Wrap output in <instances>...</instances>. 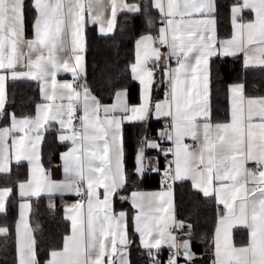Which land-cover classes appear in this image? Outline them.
I'll return each instance as SVG.
<instances>
[{
	"label": "snow or ice",
	"instance_id": "1",
	"mask_svg": "<svg viewBox=\"0 0 264 264\" xmlns=\"http://www.w3.org/2000/svg\"><path fill=\"white\" fill-rule=\"evenodd\" d=\"M152 6L163 17V26L158 36L146 35L136 44L137 61L132 72L143 86L141 103L130 105L127 93L121 90L115 93L116 103L102 105L85 84L79 85L81 91L72 83L61 84L56 79L61 71L71 72L74 81L82 75L86 12L87 18L92 23H100V31L105 32L102 17L93 15L94 0H34V38L30 40L25 39V0H0V118L6 116L8 79L37 81L44 99L52 102L38 106L35 118L17 119L11 115V127L0 129V173L10 170L7 138L12 133H23L13 137L15 160L17 163L28 161L33 175L27 183L19 184L20 196L73 193L82 198L68 208L66 219L71 221V235L65 237L62 251L51 253L48 264H130L126 254L129 240L125 213L116 216L111 208V198L127 182L121 129L125 121L144 123L149 119L153 112L151 87L155 67L163 64L161 71L169 91L163 103L154 105V113L157 119L170 120L160 136L174 145L164 150V154H173L174 161L170 163L175 164V169L174 175L171 169L165 173L167 191L131 195L133 207L138 209L135 231L140 234L142 246L153 257L152 264H158L152 249L158 250L162 243L170 248L178 246L169 231V222L174 221L169 212L172 185L168 180L192 179L193 186L205 197L215 195L227 210L221 214L216 228L215 264H264V97L247 98L243 84L232 85L229 89L231 121L215 125L211 123L209 103V61L213 56L243 54L245 68L264 70V0H242L234 5L236 32L222 42L215 35L212 15L216 10L215 0H167L166 4L165 0H153ZM117 7L140 11L137 5H117L112 0L108 32L114 27ZM244 9L254 12L255 20L238 24L237 18ZM161 48H166L167 53H162ZM65 51L70 55L62 56ZM169 59H175V68L167 66ZM149 62L154 63L152 68L148 67ZM78 104L83 111L78 117L80 130L73 126ZM254 117H259L258 123ZM49 120L57 121L61 129L66 125L71 129L70 135L60 136L61 141L70 140L73 145L63 157L64 171L71 178L59 184L42 177L37 152L42 138L40 129ZM186 138L195 142V146L186 144ZM145 146L160 147L154 141H146ZM144 159V147H141L136 156V171L141 174ZM249 162L255 167L247 168ZM99 188L104 190L103 200L97 191ZM11 191L10 188L0 190V212L5 211ZM85 200L86 216L82 211ZM29 207L27 203L20 205L19 264H39L33 229L25 213ZM152 211L169 214L167 217L150 215ZM236 226L249 230L246 246L233 245L231 232ZM6 233V228H0V235ZM180 247L185 258L191 259L189 243L185 241ZM177 254L169 258L168 264H176Z\"/></svg>",
	"mask_w": 264,
	"mask_h": 264
},
{
	"label": "trees",
	"instance_id": "2",
	"mask_svg": "<svg viewBox=\"0 0 264 264\" xmlns=\"http://www.w3.org/2000/svg\"><path fill=\"white\" fill-rule=\"evenodd\" d=\"M137 2L140 8L135 14L120 13L115 21L114 33L109 37H100L93 25H86L85 38V69L81 76L82 84L90 89L101 104L111 103L115 93L126 90L128 102L136 104L139 101L138 85L131 78V65L134 60L135 41L145 35L156 36L162 25L159 13L153 9L151 0H127ZM215 18L218 40L227 38L231 26L229 20L230 8L235 0H215ZM25 30L28 34L32 26L33 9L31 0H25ZM248 18V16H247ZM154 63L151 64V68ZM162 67H155V84L151 95V103L163 98L165 81ZM243 83L246 94L264 96V70H245L241 57H216L210 61V112L211 122L224 123L228 120L227 87L233 83ZM39 101V84L35 81L8 82L6 85V102L4 118L0 125L6 124L11 115L15 117H31L36 103ZM162 120H154L151 115L144 123H124L122 139L124 149V166L127 177L125 191L157 190L166 188L161 183L165 176L164 150L170 149L167 139H162L160 132L166 126ZM57 130L49 127L44 132L41 145V164L47 169L57 163L65 145H60L56 139ZM146 141H154L160 145L157 149L147 148ZM141 147H144L145 158L156 155L158 169L152 170L151 165L145 168L142 177L133 174L135 158ZM27 179V167L14 164L5 175H0V188H10L11 194L5 203V211L0 214V227L7 233L0 235V264H16L15 224L20 201L17 187ZM175 216L181 239L188 240L194 254L188 264H210L212 252V237L221 208L213 198L205 197L194 190L188 182H174ZM69 198H37L31 199L29 221L36 241L35 249L39 264H45L49 254L58 250L68 233V223L63 218V208ZM50 205H52L50 207ZM115 210L127 213V231L129 236L130 264H137L136 258L141 249L136 247V237L130 225L132 208L126 200L114 199ZM190 226V227H189ZM235 245L242 246L247 242L244 230H235L233 235Z\"/></svg>",
	"mask_w": 264,
	"mask_h": 264
},
{
	"label": "crops",
	"instance_id": "3",
	"mask_svg": "<svg viewBox=\"0 0 264 264\" xmlns=\"http://www.w3.org/2000/svg\"><path fill=\"white\" fill-rule=\"evenodd\" d=\"M139 1H142V0H139ZM167 0H165V4H166ZM34 3V0H31V5ZM116 3L117 5H121L122 3H126L128 5H137L138 6V3L137 2H128L127 0H116ZM238 3H242V0H235V4H233L230 8V13H229V20H230V26H231V30H230V34L227 38H224V39H220L218 40V37H217V23H216V18H215V12L212 14L214 19H215V35H216V39L218 41H224V40H228V39H231L234 35V33L236 32V29L234 28V25H233V16H232V7ZM151 4H153V0H151ZM153 7V6H152ZM33 9V7H32ZM153 9H155L161 19L163 20V17L161 16L160 12L158 9H156L155 7H153ZM33 18H32V26H31V30L30 32L27 34L26 33V30H25V39L26 40H30V39H33L34 38V29H33V23H34V18L36 16V13H35V10L33 9ZM120 13H127V14H135L136 12H131V11H127V10H122L121 7H117V13H116V18L117 16L120 14ZM93 15H100L102 17V21H103V26L105 28V32L102 33L100 31V27H101V24L100 23H92L87 17H88V14L87 12L85 13V26L86 25H93L97 31V34L100 36V37H109V36H112V34L114 33V28H115V24H114V27L112 29L111 32H108L107 31V27H108V21L111 20L112 18V0H99L98 3L95 2L94 0V8H93ZM248 16V18H247ZM194 17H195V14H194ZM255 20V13L252 12L250 9H244L239 17L237 18V23L238 24H247L249 22H252ZM116 21V20H115ZM85 26H84V30H85ZM163 24L160 26L162 27ZM160 27L158 28V33L156 36H158L159 34V29ZM84 30H83V38H84ZM146 35H150V34H145L141 37H139L136 41H135V44H134V60H133V63L131 65V78L132 80L137 83L138 85V90H139V101L138 103L136 104H129L130 105H139L141 103V98H142V91H143V86L140 84L139 80L137 79H134V74L132 72V67L136 64V61H137V48H136V44H137V41H139L142 37L146 36ZM152 36V35H151ZM156 36H153V37H156ZM252 47H255V45H253ZM84 49H85V38H84ZM24 51L27 52V48L26 46H24ZM161 52L162 53H167V49L166 48H161ZM62 56H68L70 55V53L68 51H65L64 53L61 54ZM82 57H83V60H82V68H83V72H82V75L84 73V69H85V55H84V51L81 53ZM237 56H240L241 57V62H242V66L245 70H256V69H259L261 70L259 67H249V68H245L244 67V62H243V54H239ZM216 57H223V58H227V57H233V56H223V55H218V56H213L210 61L213 59V58H216ZM210 61H209V70H210ZM151 64H153V62H149L148 64V67L151 68ZM162 68L165 66L163 64L160 65ZM167 66L169 67H172V68H175L177 65H176V61L175 59H169L167 61ZM19 70L23 71L24 69L20 68ZM81 75V76H82ZM80 76V78H81ZM72 73L71 72H59L57 74V81L61 84L63 83H72ZM163 79L165 81V88L163 89V98L162 99H159V100H156L154 103H152L153 105V112L151 114V117L154 119V120H162L164 122H166L168 125L170 123V120L169 118L167 117H160L159 119L156 118L155 116V113H154V105L156 103H163L166 99V96L168 94V91H169V88H168V84L166 82V78L163 76ZM155 80L156 78L154 79V82L152 84V87H151V95H152V91H153V85L155 84ZM22 81H33V80H28V79H21V80H16V81H13L11 79H8L6 80V85L8 82H22ZM37 82V81H35ZM38 83V82H37ZM39 84V83H38ZM73 84V83H72ZM235 84H243V83H233V84H230L228 87H227V96H228V110H229V114H228V120L224 123H229L231 121V101H230V92H229V89L232 85H235ZM6 85H5V88H6ZM41 85L39 84V101L36 103L35 105V109H34V114L33 116L31 117H28V116H24V117H16L17 119H22V118H35L36 115H37V109H38V106L40 105H43V104H46V103H52L51 101H46L43 97V94L41 92ZM48 91L51 92V87L48 88ZM58 91H63L61 89H58ZM121 91V90H119ZM122 91H125L127 93L126 90H122ZM118 92V91H117ZM244 95L247 97V98H259V97H264V96H260V95H253V94H246L245 93V88H244ZM82 99V98H81ZM127 101H128V94H127ZM57 103H59V101H57ZM64 103L66 104L67 101L65 100ZM116 103V100H115V95L111 101V103H108V104H102V105H112ZM209 103H210V96H209ZM83 114V111L81 112V115ZM101 115H103L101 113ZM116 115H122L121 113H116ZM76 116V114H75ZM11 117V116H10ZM8 119V122L6 124H3V125H0V129H3V128H6V127H11V119ZM254 122L258 123L259 122V117H254ZM65 120H67V117L65 116ZM124 123H136V122H127L125 121ZM123 123V124H124ZM213 125L217 124V123H213L211 122ZM122 124V125H123ZM49 127H54L56 130H57V134H56V139H57V142L60 144V145H65L66 148L65 150H63L59 156V160L57 163L53 164L51 167L45 169L43 168L42 164H41V157H40V153H41V145H42V142H43V138H44V132L48 130ZM75 128V127H74ZM76 130H80V128H75ZM121 132H122V129H121ZM40 133H41V140L39 141L38 143V146H37V152H38V156H39V164H40V167L43 169V172H42V177H46L48 180L54 182V183H63L65 182L67 179H70L71 177L67 176L65 171H64V159L63 157L65 156L66 153H68L70 151V149L73 147L72 145V142L70 140H65V141H61L60 139V136L62 134H67V135H70L71 134V129H69L67 127V125L65 126L64 129H61V126L60 124L57 122V121H53V120H49L47 123L43 124V126L41 127L40 129ZM20 135H23V133H12V135H10L8 138H7V146H8V150H9V156H10V162H9V169H11V166L14 165V164H22V165H25L27 167V179L23 182H20V183H27L30 179H32V175H33V169H32V166L29 164L28 161L26 160H22L20 161L19 163L16 162L15 160V149L12 147V141H13V137H18ZM30 135L34 136L35 134L34 133H31ZM123 141V139H122ZM169 141V140H168ZM186 144H189V145H193L195 146V142H193L192 140L190 139H185L184 141ZM170 143V148H174V145L172 144L171 141H169ZM172 158H173V161H174V156L172 154ZM144 171H145V168L147 166L150 165V159H147L145 158L144 159ZM246 167L247 168H254L255 165L254 163L252 162H249L248 164H246ZM174 169H175V164L173 163V175H174ZM124 170H125V166H124ZM10 171V170H9ZM8 173V172H7ZM7 173H0V175H5ZM126 173V172H125ZM181 181H185V182H188L191 187L196 190V191H199V189H197L196 187L193 186V181L192 179H181V180H174V182H181ZM19 183V184H20ZM127 185V182L125 183L124 187L122 189H119L117 191L116 194L113 195V197L111 198L112 200V204H111V208H112V214L118 216L121 212L125 213V216H126V223H127V213L124 212V211H121V210H115L114 209V206H113V202H114V199L117 198L119 200H126L131 208H132V214H131V217H130V225H131V229L133 231V233L135 234V237H136V247L138 249H145L142 244H141V238H140V234L137 233L135 231V221H134V218L135 216L137 215L138 213V209L137 208H134L133 207V204H132V200H131V195L133 192H139V193H144V194H153V193H159V192H163V191H167V188H160V189H157V190H145V191H140V190H130L129 192H126L125 191V186ZM6 187H1L0 190H3L5 189ZM84 188L86 190L87 188V183L86 181L84 182ZM17 190H18V195H19V198H20V201L18 203V209H17V220H16V224H15V247H16V264H19V259H18V251H17V224L19 223L20 221V212H21V208H20V205L22 203H27L30 205V207L28 209H25V213H26V217H27V221H28V224H29V227L31 228V225H30V221H29V214H30V208H31V199H37V198H56V197H62V198H69V202L64 206L63 208V211H62V214H63V218L65 219V221H67L68 223V233L66 234V236H69L71 235V232H72V228H71V221L66 219V215L68 213V208L77 203L78 201H80L82 198L79 197V196H76L75 194L73 193H54L52 195H49L47 193H41L39 196H25V197H21L20 196V189H19V185L17 187ZM99 193H100V199L103 200V188H99L97 190ZM201 192V191H199ZM201 194L203 195V193L201 192ZM204 196V195H203ZM211 198L214 199V201L216 202V204L218 206H220L221 208V214L225 213L227 210L224 208V205L221 204V203H218L217 200H216V197L215 195H212V196H209ZM165 199H168V197H165ZM171 200H172V205H171V208H169V212L171 213L172 215V218H173V222H169V231H171L172 235L174 236V227L175 225L177 226V221H176V216H175V203H174V192H173V189H172V195H171ZM154 203H158V202H154ZM165 207H168L167 205H165ZM83 213L87 214V203H86V200H85V203H84V206H83V209H82ZM169 212H155V211H152L150 212L149 214L150 215H156V216H164V217H167ZM3 213V212H0V214ZM221 216V215H220ZM220 216L218 217L217 221H216V225H215V230H214V234H213V237H212V245H213V248H212V252H211V261H210V264H215L216 262V255H215V237H216V228H217V225H218V221L220 219ZM2 228V227H0ZM235 230H244L246 232V235H247V242L242 245V246H238V245H235L234 242H233V235H234V231ZM128 232V231H127ZM65 236V237H66ZM65 237L63 239V242H62V245L61 247L58 249V250H55V251H62L63 250V245H64V240H65ZM175 237V236H174ZM128 240H129V236H128ZM231 240H232V243L235 247H243V246H246L248 244V241H249V230L246 228V227H243V226H236L232 229V232H231ZM170 248L168 246V244L166 243H162L161 244V247L159 249H168ZM129 244L127 246V258L130 262V251H129ZM53 252V251H52ZM51 252V253H52ZM51 253L49 254L45 264H48V261H50L52 259L51 257ZM107 259V258H105Z\"/></svg>",
	"mask_w": 264,
	"mask_h": 264
},
{
	"label": "built area",
	"instance_id": "4",
	"mask_svg": "<svg viewBox=\"0 0 264 264\" xmlns=\"http://www.w3.org/2000/svg\"><path fill=\"white\" fill-rule=\"evenodd\" d=\"M72 83H73L74 88H77V90H81V89H79V85H82L81 78H79L75 81L72 78ZM81 112H82V108L78 104L77 105V111H76V117L77 118H74V120H73V126L75 128H80L81 122L78 119V117L81 116ZM166 127H168V124H166L165 128ZM164 161H165V168L167 169V171H169L171 169L172 174H173V163H170V162H173L171 152H169L168 155L164 158ZM164 179H165V176L162 177V179L160 180L161 183H164ZM168 183H170L172 185L174 183V180L169 179ZM173 233H174V236L176 238L177 245H178L176 248L158 249V250L152 249L154 258L156 261H158V264H168L169 258L171 256H173L174 253H178L175 256L176 264H187L188 263L189 259L185 258V256L183 255V248L180 247V245H182V243H183V239H181L180 230L178 229V227L176 225L174 227ZM152 261H153V257L149 256L148 250L147 249H141L137 255L136 263L137 264H152Z\"/></svg>",
	"mask_w": 264,
	"mask_h": 264
},
{
	"label": "rangeland",
	"instance_id": "5",
	"mask_svg": "<svg viewBox=\"0 0 264 264\" xmlns=\"http://www.w3.org/2000/svg\"><path fill=\"white\" fill-rule=\"evenodd\" d=\"M150 165H151V169L152 170H157L158 169V159H157L156 155L151 156ZM188 263H189V260H188Z\"/></svg>",
	"mask_w": 264,
	"mask_h": 264
},
{
	"label": "water",
	"instance_id": "6",
	"mask_svg": "<svg viewBox=\"0 0 264 264\" xmlns=\"http://www.w3.org/2000/svg\"><path fill=\"white\" fill-rule=\"evenodd\" d=\"M136 168H137V164H136V158H135V167H134V170H133V174L136 176V177H142V175H143V173L141 174V173H138L137 171H136ZM185 241H187L188 243H189V241L188 240H184L183 241V243L185 242ZM182 243V244H183ZM189 246H190V243H189ZM190 250H191V253H192V257H191V259L194 257V254H193V252H192V249H191V246H190Z\"/></svg>",
	"mask_w": 264,
	"mask_h": 264
}]
</instances>
